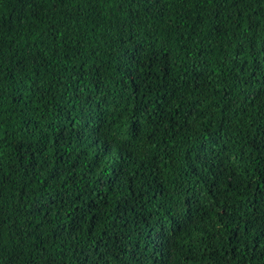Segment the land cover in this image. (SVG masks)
Wrapping results in <instances>:
<instances>
[{
	"label": "trees",
	"instance_id": "1",
	"mask_svg": "<svg viewBox=\"0 0 264 264\" xmlns=\"http://www.w3.org/2000/svg\"><path fill=\"white\" fill-rule=\"evenodd\" d=\"M0 264H264V0H0Z\"/></svg>",
	"mask_w": 264,
	"mask_h": 264
}]
</instances>
